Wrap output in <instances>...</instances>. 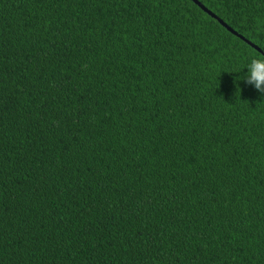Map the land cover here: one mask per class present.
I'll return each instance as SVG.
<instances>
[{"label": "trees", "instance_id": "trees-1", "mask_svg": "<svg viewBox=\"0 0 264 264\" xmlns=\"http://www.w3.org/2000/svg\"><path fill=\"white\" fill-rule=\"evenodd\" d=\"M264 51V0H199ZM261 55L190 0H0V264H264Z\"/></svg>", "mask_w": 264, "mask_h": 264}, {"label": "clouds", "instance_id": "clouds-1", "mask_svg": "<svg viewBox=\"0 0 264 264\" xmlns=\"http://www.w3.org/2000/svg\"><path fill=\"white\" fill-rule=\"evenodd\" d=\"M247 75L243 79L247 84L264 93V54L252 57L247 64Z\"/></svg>", "mask_w": 264, "mask_h": 264}, {"label": "water", "instance_id": "water-1", "mask_svg": "<svg viewBox=\"0 0 264 264\" xmlns=\"http://www.w3.org/2000/svg\"><path fill=\"white\" fill-rule=\"evenodd\" d=\"M194 2L200 9H202L206 14H208L210 17L215 19L219 22V24L227 29L230 33H232L234 36L238 37L245 43H247L249 46H251L253 49H255L260 54H264V51L257 45H255L252 41L245 38L243 35L239 34L237 31H235L233 28H231L227 23H225L221 18H219L215 13H213L211 10H209L203 3H201L199 0H190Z\"/></svg>", "mask_w": 264, "mask_h": 264}]
</instances>
